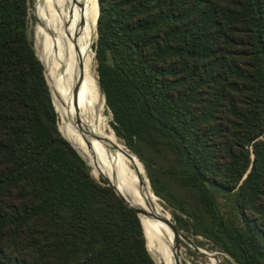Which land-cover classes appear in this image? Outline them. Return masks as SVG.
<instances>
[{
    "label": "trees",
    "instance_id": "16d2710c",
    "mask_svg": "<svg viewBox=\"0 0 264 264\" xmlns=\"http://www.w3.org/2000/svg\"><path fill=\"white\" fill-rule=\"evenodd\" d=\"M99 4L115 137L195 246L264 264V0ZM33 6L0 0V264H156L136 212L59 130Z\"/></svg>",
    "mask_w": 264,
    "mask_h": 264
},
{
    "label": "bare ground",
    "instance_id": "6f19581e",
    "mask_svg": "<svg viewBox=\"0 0 264 264\" xmlns=\"http://www.w3.org/2000/svg\"><path fill=\"white\" fill-rule=\"evenodd\" d=\"M40 1L42 10L36 0L40 12L37 17L38 41L47 48L46 65L39 57L62 122L60 132L91 166L92 173L107 179L105 174L110 183L126 193L134 206L163 216L164 208L142 176L140 163L107 133L106 118L101 116L104 100L97 90L93 69L95 56L92 54L99 15L98 0ZM141 222L148 250L157 264H175L177 257L182 264H189L173 250L174 243L162 221L142 216Z\"/></svg>",
    "mask_w": 264,
    "mask_h": 264
},
{
    "label": "rangeland",
    "instance_id": "374dc122",
    "mask_svg": "<svg viewBox=\"0 0 264 264\" xmlns=\"http://www.w3.org/2000/svg\"><path fill=\"white\" fill-rule=\"evenodd\" d=\"M40 9L42 10V1H40ZM40 14V12H38L37 11V17H38V15ZM31 28H32V31H33V40H34V46H35V49H36V43H35V35H36V33H37V49H36V52H37V54H38V56H40L42 59H43V61L45 62V65H46V61H45V59H44V56H45V53H46V50H47V48H46V46L44 45V44H40L39 43V28H38V20H37V18H36V16H35V0H34V6H33V8H32V10H31ZM97 30H96V38H95V41H94V43L96 42V40H97ZM94 43H93V45H94ZM92 54H93V56H95V52H94V50H93V47H92ZM93 69H94V72H95V76H96V82H97V90L99 91V84H98V75H97V61H96V58L94 57V64H93ZM104 106H105V103L103 102L102 103V106H101V116L102 117H105L106 118V122H104V125H105V128H106V131H107V133L110 135V136H112L114 139H115V141H117L119 144H121V146H123L127 151H129L136 159H137V157L117 138V137H115V135H114V133H113V130H112V128H111V126H110V124H109V121L111 122L112 121V115H111V113H109V111L107 110V107H106V113H107V115L105 114V112H104ZM61 127H62V122L61 121H59V128L61 129ZM62 131V130H61ZM63 131H65L64 129H63ZM62 131V132H63ZM138 160V159H137ZM139 162V161H138ZM141 165V164H140ZM142 167V166H141ZM132 169L134 170V168L132 167ZM146 174H147V172H146ZM93 175H94V177L96 178V179H99L100 177H101V175H95L94 173H93ZM142 176L143 177H145L146 179H147V181H148V178L146 177V176H148V175H145V172L143 171V168H142ZM149 183V182H148ZM150 185V184H149ZM158 200H159V202H160V204H161V200H160V198H158ZM163 207V206H162ZM164 208V207H163ZM163 217L164 218H166V219H169V218H171V220H172V216H171V214L169 213V211H167L165 208H164V211H163ZM191 241V240H190ZM182 242H185L184 240H182ZM192 242V241H191ZM186 243V242H185ZM186 244H188V243H186ZM183 250V251H182ZM184 252V253H183ZM208 253H210V254H213V256H214V258H215V260L212 258V257H207L208 258V263H205L204 261H201L200 260V264H221V262H222V259L221 258H219L217 255H218V253H211V252H208ZM184 259H186L187 261H188V263L189 264H193L190 260H188L189 259V257H188V254H187V248L183 245V243H182V249H181V253H179ZM187 256V258H186V256Z\"/></svg>",
    "mask_w": 264,
    "mask_h": 264
},
{
    "label": "water",
    "instance_id": "95a60500",
    "mask_svg": "<svg viewBox=\"0 0 264 264\" xmlns=\"http://www.w3.org/2000/svg\"><path fill=\"white\" fill-rule=\"evenodd\" d=\"M98 7H99V10H100V4H99V0H98ZM97 24V23H96ZM96 30H97V27H96ZM97 37H98V34H97ZM38 55V54H37ZM39 57V56H38ZM40 59V58H39ZM44 65V64H43ZM45 68V67H44ZM45 75H46V70H45ZM46 79H47V75H46ZM47 82H48V79H47ZM100 83V82H99ZM48 85H49V82H48ZM50 87V85H49ZM100 88L104 94V89L103 87L100 85ZM51 90V88H50ZM51 94H52V91H51ZM104 97H105V94H104ZM105 104H106V98H105ZM64 136V135H63ZM74 147V146H73ZM75 148V147H74ZM76 149V148H75ZM76 151L79 153V151L76 149ZM79 155L82 157V155L79 153ZM135 155V154H134ZM136 156V155H135ZM137 157V156H136ZM83 158V157H82ZM138 159V157H137ZM83 160L85 161V159L83 158ZM139 160V159H138ZM140 161V160H139ZM86 162V161H85ZM87 163V162H86ZM140 163L142 164V162L140 161ZM88 165V163H87ZM143 165V164H142ZM89 166V165H88ZM144 167V166H143ZM145 170V168H144ZM146 172V170H145ZM147 175V174H146ZM148 178V176H147ZM103 180L107 183V185L111 186L115 192L121 197V199L125 202L126 205H128L130 208H132L136 214L138 215V217L140 218L141 220V217L142 216H146V217H152V218H155L157 220H160L164 223H167L171 229L173 230L174 232V244H173V250L176 252V253H181V249H182V240H184L186 243H188L194 250H196L197 252L199 253H202L204 255H206L207 257H212L214 260V256L213 254H210L208 253L207 251L195 246L180 230L179 228L176 226V224L170 219H166L164 218L163 216H158L152 212H149L147 210H145L144 208H142L141 206H134L133 204H131V202L129 201V199L127 198L126 196V193H124L123 191L119 190L117 187H115V185H113L112 183H110L107 179L103 178ZM149 180V178H148ZM150 182V181H149ZM151 185V184H150ZM152 188V187H151ZM156 196V195H155ZM157 197V196H156ZM158 198V197H157ZM145 234V233H144ZM146 237V236H145ZM147 241V240H146ZM148 248V247H147ZM149 251V250H148ZM150 253V252H149ZM151 255V254H150ZM152 256V255H151ZM153 258V257H152ZM153 260L155 261V259L153 258ZM183 262H185V260H183ZM155 263L157 264V262L155 261ZM175 264H182V261L177 257L176 258V263Z\"/></svg>",
    "mask_w": 264,
    "mask_h": 264
}]
</instances>
